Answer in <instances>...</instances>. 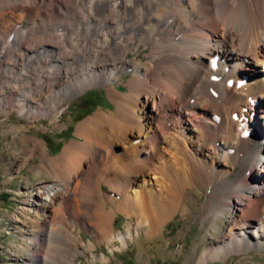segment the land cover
Listing matches in <instances>:
<instances>
[{
	"label": "bare ground",
	"instance_id": "obj_1",
	"mask_svg": "<svg viewBox=\"0 0 264 264\" xmlns=\"http://www.w3.org/2000/svg\"><path fill=\"white\" fill-rule=\"evenodd\" d=\"M72 3L0 0V50L17 25L33 26L0 63V113L58 125L64 105L92 87L115 106L81 121L59 157L45 155L56 180L28 190L24 264H50L55 232L68 239L56 246L60 264H78L80 226L122 248L143 229L153 240L176 213L192 212L194 188L206 194L203 223L228 219L200 264L264 250V129L243 136L245 125L264 124V0H83L68 18ZM78 196L85 212L72 228ZM117 213L135 225L116 231Z\"/></svg>",
	"mask_w": 264,
	"mask_h": 264
},
{
	"label": "rangeland",
	"instance_id": "obj_2",
	"mask_svg": "<svg viewBox=\"0 0 264 264\" xmlns=\"http://www.w3.org/2000/svg\"><path fill=\"white\" fill-rule=\"evenodd\" d=\"M71 1L73 2L71 8L64 11L68 18L75 14V8L79 7L78 3L83 0ZM75 22L71 20V25L75 26ZM32 27L30 24L17 25L7 44L0 50V63L6 61L7 55L17 46L19 38ZM80 27L62 26L59 29L71 33ZM45 30L47 33L53 31L49 26ZM128 77L129 73H125L123 81L126 82ZM244 83H247V80ZM117 88L124 90L125 86H117ZM64 106L58 125L45 117L40 121L32 122L16 109L0 113V264H24L28 256L25 247L29 244L23 235L32 233L35 216V213H23L28 190L41 182L56 180L53 171L47 170L43 163L45 155L49 158L59 157L65 147L77 139L75 130L81 121L98 110L109 111L115 107L107 90L103 87H92L72 98ZM250 129L260 138L264 124L251 123ZM245 137L249 138L250 135L247 134ZM31 139L43 143L47 148L46 152L41 154L36 146L39 142L32 144ZM239 168L237 167L236 170ZM235 176V172H232L228 179H233ZM254 178H256L255 175L251 176L250 181ZM103 188L105 192L111 194L107 185ZM192 191L198 196L192 212L189 215L176 213L171 222L164 227L163 234L153 240L147 238L143 229L140 238L129 239L128 245L122 248L120 243H100L91 227L90 229L82 226L74 228V233L79 237L78 243L85 249L84 254L78 256V264H200L203 250L216 238H221L228 219L221 218L216 224L207 218L203 223L206 212L202 211V205L206 194L197 188L189 190V192ZM79 198L81 196H78V200ZM83 205L80 199L74 207L75 215L68 218L72 228L74 224L71 221L76 218L75 216L81 218L79 211L85 212ZM106 205L109 209L113 207L111 202ZM36 216L42 219L40 215ZM131 223L135 225V219H130L122 213L116 214L114 224L116 231L125 232ZM58 229L66 230L61 226H58ZM55 234L56 232L52 235V244L49 246L50 264H60L56 246L59 247L58 242L63 246L65 242H68L65 236L59 239L58 234L55 239ZM90 243L94 245L93 248L90 247ZM101 255L107 259L101 260ZM94 256L97 258L95 261ZM212 264H264V250L253 249L245 254H232L215 260Z\"/></svg>",
	"mask_w": 264,
	"mask_h": 264
}]
</instances>
